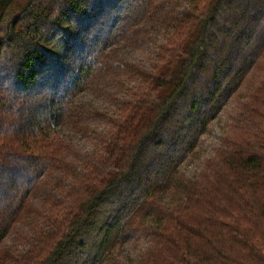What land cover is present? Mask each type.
<instances>
[{
	"label": "trees",
	"instance_id": "trees-1",
	"mask_svg": "<svg viewBox=\"0 0 264 264\" xmlns=\"http://www.w3.org/2000/svg\"><path fill=\"white\" fill-rule=\"evenodd\" d=\"M0 264H264V0H0Z\"/></svg>",
	"mask_w": 264,
	"mask_h": 264
},
{
	"label": "rangeland",
	"instance_id": "rangeland-1",
	"mask_svg": "<svg viewBox=\"0 0 264 264\" xmlns=\"http://www.w3.org/2000/svg\"><path fill=\"white\" fill-rule=\"evenodd\" d=\"M229 115V108H227L222 115V119L216 121L210 126L208 134L203 138L202 140V148L199 153L202 158H205L208 156V154L211 152L213 146L221 145L220 141H223L225 138V134L228 133L226 131V117Z\"/></svg>",
	"mask_w": 264,
	"mask_h": 264
}]
</instances>
